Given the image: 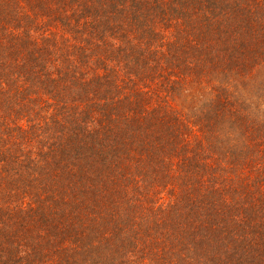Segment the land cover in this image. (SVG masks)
<instances>
[{"label": "trees", "instance_id": "1", "mask_svg": "<svg viewBox=\"0 0 264 264\" xmlns=\"http://www.w3.org/2000/svg\"><path fill=\"white\" fill-rule=\"evenodd\" d=\"M0 264H264V0H0Z\"/></svg>", "mask_w": 264, "mask_h": 264}]
</instances>
